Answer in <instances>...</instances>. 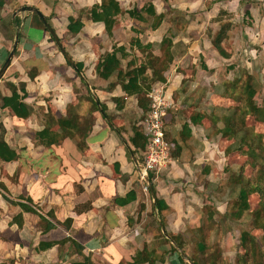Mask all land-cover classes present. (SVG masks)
<instances>
[{
	"label": "crops",
	"instance_id": "1",
	"mask_svg": "<svg viewBox=\"0 0 264 264\" xmlns=\"http://www.w3.org/2000/svg\"><path fill=\"white\" fill-rule=\"evenodd\" d=\"M116 1L120 11L113 17L110 34L103 22L90 17V9L102 0H5L0 9V67L18 37L14 55L0 78V138L16 153L14 160L0 159V264H74L84 256L94 264H134L143 249V259L136 264H192L183 245L201 234L203 205L208 199L207 194L191 188L188 171L193 164L182 157L173 158L168 173L153 179L156 197L167 205L159 213L148 179L140 178L137 152L131 143V126L139 115L137 98L124 92L120 84L106 90L110 80L98 75L96 65L113 46L121 45L127 52L121 66L125 68L130 59L138 65L142 55L136 44L131 46L132 39H139L142 45L150 43L153 54L162 57L168 53L161 46L167 39L171 40L168 50L172 60H166L169 64L162 72L166 80L156 79L153 85L162 87L166 98L181 93L180 87L189 81L193 84L198 80L205 89L201 79L204 71L217 70L205 61L206 56L216 58L217 52V62L222 64L235 62L232 58L237 53L224 49L229 55L224 57L213 45L219 29L214 16L225 12L241 16L237 18V38L255 51L250 34L257 26L263 28L264 11L256 0ZM25 5L40 11L73 65L42 25L41 17L20 10ZM6 7L11 9L9 18L4 13ZM69 17L81 21L78 32L68 28ZM213 24L218 28L205 32ZM199 44L202 48L198 53L191 51ZM243 45H239L242 51ZM189 55L202 56L205 68L190 62L184 65ZM76 63L81 65L80 71ZM189 68L194 75L187 74ZM10 84L19 93V85L24 84L23 102L31 110L28 117L1 107V96L11 93ZM78 89L102 103L109 117L100 110L92 111L91 101H85L89 110L84 118L90 126L83 148L77 145L67 122L73 113L79 115L77 106L83 100L76 96ZM68 110H73L72 114ZM165 137L168 139L166 131ZM128 193H132L131 198L124 202ZM219 207L213 218L224 213ZM49 224L52 226L45 229ZM214 232L211 230L210 236ZM176 241H182L181 245ZM45 243L51 245L41 247Z\"/></svg>",
	"mask_w": 264,
	"mask_h": 264
},
{
	"label": "rangeland",
	"instance_id": "2",
	"mask_svg": "<svg viewBox=\"0 0 264 264\" xmlns=\"http://www.w3.org/2000/svg\"><path fill=\"white\" fill-rule=\"evenodd\" d=\"M256 1L261 4L264 11V0ZM4 13H7L9 18L10 7H6ZM220 15H216L214 18L219 21V26L221 23L228 25L226 33H229L227 39H223V46L227 51L232 49V53L237 51L238 56L236 53L232 58L235 59V62L220 64L217 62L219 55L217 52L216 58L211 57V55L206 56L205 61L209 63L210 67L217 68L216 71L213 68L208 73L206 71L201 72L203 73L201 79L206 84V90L203 88V84H198V80L194 81L193 84L189 81L184 84L185 86L180 87L181 93H176L177 96L172 97L177 98V100H174L175 102L172 101V98L167 97L169 105L165 112L164 129L168 139L174 141L172 157L175 159H181L182 157L193 164L191 170H189L190 172L188 171L191 176L192 190L200 191L203 195L207 194L208 199L205 204L207 208L220 206L221 208H219L224 212L223 214L220 212L219 215L214 216L206 224L208 230L214 228L215 234L213 236L208 234L209 236L205 240V237L203 239L201 234H197L196 238L192 237L188 245L184 244L183 246H185L184 250L191 257L193 250L197 251L196 245L201 240L205 242L206 250H198V253L201 252L202 254L200 258L198 257L200 262L201 260L202 262L207 260L208 263L212 264H264V122L257 120L256 116L247 110V96L243 91L246 73L254 75L259 84H257L253 102L260 107L264 105V39L262 38L264 37V23L261 26L263 28L257 26L256 30L250 34L251 45L256 49L252 51L246 41H240L237 38L240 31L237 18L242 17L233 13L228 14V12ZM245 16L244 14V19ZM262 20L264 19L262 18ZM217 28L218 24H213L212 27L207 26L205 32H212ZM200 29L202 30V28ZM244 43L245 45H243ZM241 44L244 51L239 49ZM11 46L12 43L10 49ZM236 46L238 47L236 48ZM201 48V44H199L198 49L194 47L191 51L198 53ZM234 48L238 50H233ZM157 49L158 47H156ZM166 51L167 49L163 52L166 53ZM202 52L206 53L205 50H202ZM189 56L185 58L186 61L184 59V65L187 66L188 62L197 67L204 65L202 56ZM142 59L143 57H140V61ZM166 60V54L159 57L153 63V73L148 70L147 74L156 80L162 75L164 67L168 66L169 63H166ZM122 63H125V61H122ZM218 65L221 67H218ZM230 65L234 66L229 68V72H224ZM158 73L161 74L158 75ZM240 73L244 74L241 77V83L237 82L230 86L237 74ZM187 74L192 76L195 73L189 68ZM220 76L224 78L227 76L228 78L223 79ZM153 82L150 91L153 88L163 90L162 87L153 85ZM208 83H211V85ZM78 92L80 94L76 93V96L83 102L77 106L80 119L78 115V128L72 129L73 133H80L88 128L87 125L89 126L88 119L84 118V114L89 110L85 103L89 97L86 93H82L81 89H78ZM38 97L48 98L42 96V94H39ZM147 98L150 101L149 95H147ZM138 112L139 115L134 118L133 125H136L138 119L140 120L144 113L139 108ZM228 116H231L230 121L235 132L224 134L221 131L224 125L223 119ZM188 124L193 125L192 128ZM189 129L193 131V135ZM75 139L76 141L80 139L83 141L79 135ZM182 147H186V149ZM252 149L255 152H250ZM170 166L159 175L168 173ZM149 174L153 181L156 178L155 174ZM206 174L209 175L205 178L204 175ZM201 177L203 179L199 180ZM240 179L242 182H240ZM198 182L200 185H198ZM241 187L248 192L249 209L242 210L239 213L241 203L238 194ZM222 203H224L223 207ZM242 235L245 248L240 241ZM224 248L227 254L224 252ZM204 253H207V256H204Z\"/></svg>",
	"mask_w": 264,
	"mask_h": 264
},
{
	"label": "trees",
	"instance_id": "3",
	"mask_svg": "<svg viewBox=\"0 0 264 264\" xmlns=\"http://www.w3.org/2000/svg\"><path fill=\"white\" fill-rule=\"evenodd\" d=\"M4 3H5V0H0V9L3 7ZM119 11H120V8L116 0H102V3L100 5H94V7L90 9V13H91L90 17L94 21L103 22L107 33L110 34L111 29L113 25L115 24V19L113 17L116 14H118ZM129 14L131 15L133 14V12L130 11ZM158 16L161 17V15H158ZM138 18H142V17L139 15ZM39 20L43 25V22L41 21V19ZM157 24H159V22ZM157 24L154 23L153 25L156 26ZM227 26L228 25L221 23V25L219 26V29L215 32L212 38L213 45L216 47L218 52L224 57L229 56L228 53H226V51L221 45V41L227 31ZM81 27H82V23L79 19H74L73 17H69L68 28L71 31L78 32ZM130 44L131 46L136 44L139 52L141 53L143 57V59L140 61L138 65L135 66L134 61L130 59L128 60L125 66L126 69L121 66V62H122L121 59L127 56L126 48L121 45V46H113V50L110 53H107L102 58H100L96 65V70H97L98 75L101 78L103 79L109 78L110 82L107 83L106 90H111L112 88L115 87L116 84H120L124 92L130 95L136 96L138 108L140 109L141 112L146 113L149 110V105H150V101L147 98V95L151 89L152 82L155 81L154 77H151L150 75L147 74V70L151 69L153 73V70H154L153 63L157 61L159 57L153 54L152 45L150 43H146L142 45L139 39H132L130 41ZM161 44H162L161 46L163 47V49L164 50L167 49L168 51V48L171 46V40L163 39ZM166 55H167V60L171 61L172 56L169 53V51L168 53H166ZM75 66L78 71L81 70V65L79 63H76ZM202 66L203 68H205V65H202ZM231 66L233 65H230L227 68L228 69L232 68ZM159 74L161 73H158V75ZM242 75L244 74L243 73L237 74L236 78L234 79V81L231 82L230 86H233L237 82L241 83ZM157 79L161 81L166 80L162 75H160ZM257 84L259 83L257 79H255L254 75L250 73H246V81L243 84V91L245 92V95L247 96L246 97L247 106H248L247 110L251 112L252 114H254L257 120L264 122V105L260 107L253 102V97L256 92ZM9 88L11 91L10 95L1 96V107L10 108L19 117H23V118L28 117L31 114V110L28 108L26 103L23 102V98L26 96V90H25L24 84L19 85L20 93L18 92L17 87L13 84H10ZM89 99L91 100V104H92L91 110L92 111L100 110L102 115L109 120V117L105 112V106L102 103H99L96 100H94L92 96ZM97 103H99L100 107H98ZM68 112L69 114H72V110H68ZM74 115L75 114L73 113L72 117L69 116V118L67 119L68 126L71 129L78 128V121H77L78 116L75 117ZM230 119H231V116H228L223 119L224 125L221 131L224 134L235 132L234 126L232 122L230 121ZM89 126L87 125L88 128L86 130L81 128L84 131L80 133H73V137L76 138L79 135L83 139V141H81V139L77 141V145L80 148H83L85 146L84 137H86L88 133ZM132 130H133V136L131 137V143L133 144L135 148L134 151L137 152V149L138 148L143 149L146 143V133L144 129L140 125H137V124L132 126ZM171 143L173 142L171 141ZM250 152H255V150L252 149ZM15 158H16V153L14 152V150L8 145V143L4 139L0 138V159L4 161H11V160H14ZM149 175L150 174H148V180L151 183V187H152L151 190H152V194L154 195V199H155V207L157 208L158 212L161 213L162 210L167 208V205L164 203V201L156 197L155 191L152 185V177ZM240 182H242L241 179H240ZM247 193L248 192L243 187L240 188L238 198L241 203V208L238 210L239 213H241L242 210L249 209ZM131 195L132 193H128L127 197L123 199V201L124 202L128 201L129 198H131ZM26 209L28 210V208ZM203 209L205 210L204 222L201 226L200 231H201L202 238L204 239L205 237V240H207L208 236L210 235L211 230H213L214 228L211 230H208L206 224L213 219V214L215 213L216 208L214 207L207 208L206 205H203ZM41 220H44L43 216H41ZM51 226L52 224H49V225H46L44 228L48 229ZM240 241L243 247L245 248V245L243 243V235L240 237ZM50 245L51 243H45L42 246L40 244V246L43 248H46ZM180 245L181 243L178 241L177 246H180ZM196 249L197 251L193 250V253H192L193 255L190 258V261L192 264H212V263H208L207 260L203 262L202 260L201 262L199 260L202 254L201 252L198 253V250L199 251L206 250L205 242L201 240V242H199L196 245ZM80 250H81L80 247H76L77 252H80ZM144 251L145 249H143L142 252L139 253L140 257L136 256V258L134 259V264L138 263L140 260L143 259V257L141 256L143 255ZM204 256H207V253H204ZM211 261L213 262L212 259ZM74 264H94V263L89 257L84 256L81 261L75 262Z\"/></svg>",
	"mask_w": 264,
	"mask_h": 264
},
{
	"label": "built area",
	"instance_id": "4",
	"mask_svg": "<svg viewBox=\"0 0 264 264\" xmlns=\"http://www.w3.org/2000/svg\"><path fill=\"white\" fill-rule=\"evenodd\" d=\"M152 91L148 94L149 110L138 122L146 133V143L143 149H137L136 155L140 178L143 180L148 179L149 173L157 177L173 162L171 153L174 145L166 139L164 129V117L169 104L163 90L153 88ZM144 187L147 188V186Z\"/></svg>",
	"mask_w": 264,
	"mask_h": 264
},
{
	"label": "water",
	"instance_id": "5",
	"mask_svg": "<svg viewBox=\"0 0 264 264\" xmlns=\"http://www.w3.org/2000/svg\"><path fill=\"white\" fill-rule=\"evenodd\" d=\"M21 11H32L33 13H36L37 15H39L46 27V29L48 30V32L50 33V35L52 36V38L54 39L55 43L57 44V46L59 47L60 51L64 54V56L66 57V59L72 63L68 53L66 52V50L64 49V47L62 46V44L60 43L59 39L57 38L54 30L52 29L51 25L46 21V19L42 16V14L40 13V11L36 8V7H33V6H22L20 8ZM17 42H18V37L16 36L15 39H14V43L12 45V49L10 50V52L8 53L5 61L2 63L1 67H0V78L2 77V75L4 74L6 68L9 66L10 64V61L12 59V56L14 55V52H15V49H16V45H17ZM73 65V63H72ZM149 183V187H150V190L152 189L151 187V184H150V181H148Z\"/></svg>",
	"mask_w": 264,
	"mask_h": 264
}]
</instances>
